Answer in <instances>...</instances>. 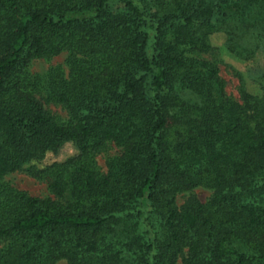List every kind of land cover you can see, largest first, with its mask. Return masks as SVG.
Listing matches in <instances>:
<instances>
[{
    "label": "trees",
    "instance_id": "obj_1",
    "mask_svg": "<svg viewBox=\"0 0 264 264\" xmlns=\"http://www.w3.org/2000/svg\"><path fill=\"white\" fill-rule=\"evenodd\" d=\"M216 32L255 58L264 0H0V264H264V73L228 95ZM23 168L50 195L2 182Z\"/></svg>",
    "mask_w": 264,
    "mask_h": 264
},
{
    "label": "rangeland",
    "instance_id": "obj_2",
    "mask_svg": "<svg viewBox=\"0 0 264 264\" xmlns=\"http://www.w3.org/2000/svg\"><path fill=\"white\" fill-rule=\"evenodd\" d=\"M210 42L214 46V49L208 57L217 61L220 75L226 82V93L235 99H240L239 87L242 81L243 88L247 92L259 94L260 87L256 82V77L264 73V51L257 54L255 58L246 60L236 56L234 52L228 50L225 44V35L222 32L213 33L210 36ZM67 57L68 53L63 51L49 58H34L29 63L28 71L31 74H36L43 78L42 82L45 80L47 71L51 66H61L65 74H68L70 67L67 63ZM41 90L44 93L43 89ZM46 108L55 116L59 123H66L68 121V113L59 103L52 101L47 102ZM75 153L76 148L73 143L65 142L56 153H46L41 161L34 163V166L42 167L53 161H63ZM117 153H119V148L112 144H108L96 156L99 167L104 171L106 169V159ZM2 182L8 183L30 195L41 197L50 195L46 181L32 176L25 168L5 174L2 178ZM190 192L202 202H206L211 194V190L203 186L195 187ZM188 194L189 192L178 194L176 197L177 204L180 205ZM65 263L66 261L64 259H59L54 264Z\"/></svg>",
    "mask_w": 264,
    "mask_h": 264
}]
</instances>
